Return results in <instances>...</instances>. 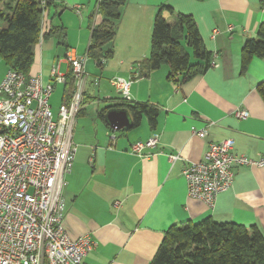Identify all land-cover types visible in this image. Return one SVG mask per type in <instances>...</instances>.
I'll use <instances>...</instances> for the list:
<instances>
[{"label": "crops", "instance_id": "obj_1", "mask_svg": "<svg viewBox=\"0 0 264 264\" xmlns=\"http://www.w3.org/2000/svg\"><path fill=\"white\" fill-rule=\"evenodd\" d=\"M98 2L58 0L44 13L43 32L50 26L66 31V46L55 44L63 49V57L50 60L59 73H68L67 54L87 55L91 29L98 21ZM160 6L192 16L205 49L214 56L215 67L184 84L167 80V66L148 70L152 24ZM163 15L168 18L166 12ZM261 24V0H126L111 45L112 57L101 68L92 61L88 67L87 60L99 88V107L94 125L89 124L86 84L83 108L72 129L73 166L61 191L62 227L68 237L76 241L88 236L96 244L82 264H149L172 225L207 218L254 225L264 235V167L234 168L232 186L217 195L213 207L188 197L182 174L188 163L203 160L209 144L224 139L233 140L236 154L253 161L264 155V102L257 92L264 82V60L254 58L245 73L240 70L241 48L256 38ZM41 43L35 47L30 74L40 73L47 83L51 67L43 68ZM7 71L0 59V83ZM135 74L130 100L157 108L155 128H150L146 118L136 129L107 128L98 113L105 108L118 110L119 98L110 80ZM60 93L59 105L63 88ZM240 110L247 113L246 118L235 116ZM192 130H205L206 135L198 138ZM153 134L159 143L148 156L131 153L134 143ZM171 155L179 158L170 163Z\"/></svg>", "mask_w": 264, "mask_h": 264}, {"label": "built area", "instance_id": "obj_2", "mask_svg": "<svg viewBox=\"0 0 264 264\" xmlns=\"http://www.w3.org/2000/svg\"><path fill=\"white\" fill-rule=\"evenodd\" d=\"M87 60V55H66L72 90L63 96L56 117L49 99L67 78L57 65L47 83L40 73L27 77L12 70L0 83V264H82L96 245L88 236L71 241L62 227L61 191L76 151L72 129L83 108ZM134 77L110 80L125 101H130ZM235 116L244 119L247 113L240 110ZM192 133L201 139L206 135L205 130ZM158 143L153 134L134 143L131 153L146 157ZM178 158L171 155L169 161ZM242 166L264 167V155L253 161L236 154L231 139L209 144L203 160L182 171L188 197L213 207L217 195L232 186L233 169Z\"/></svg>", "mask_w": 264, "mask_h": 264}, {"label": "trees", "instance_id": "obj_3", "mask_svg": "<svg viewBox=\"0 0 264 264\" xmlns=\"http://www.w3.org/2000/svg\"><path fill=\"white\" fill-rule=\"evenodd\" d=\"M9 1L4 4L0 0V23H6V27L0 29V59L8 70L29 77L32 76L34 50L40 41L52 38L58 46H66L63 27L50 26L43 32L44 13L54 8L58 0ZM261 1L264 5V0ZM125 4L126 0H99L96 5L98 21L91 29L86 54L98 68L112 57L111 45ZM4 10L10 14L3 13ZM254 58L264 60V24L258 27L256 38L245 41L241 48V73L246 72ZM213 60L192 16L175 13L169 6H160L152 24L146 60L148 70L167 66V80L184 84L203 75ZM66 77L64 95L72 90L71 73L68 72ZM257 92L264 102V82L258 85ZM116 101L115 108L124 110L130 119L126 130L138 128L143 118L147 119L151 129L155 128L157 108L122 98ZM110 109L98 113L107 128L105 115ZM149 264H264V235L254 225L218 223L210 218L198 223L175 224L164 233Z\"/></svg>", "mask_w": 264, "mask_h": 264}, {"label": "rangeland", "instance_id": "obj_4", "mask_svg": "<svg viewBox=\"0 0 264 264\" xmlns=\"http://www.w3.org/2000/svg\"><path fill=\"white\" fill-rule=\"evenodd\" d=\"M8 2L10 3L11 1L2 0V3H4V4L8 3ZM4 12H5V14H10V11H8V10H4L3 13ZM169 21L171 23V20H169ZM5 27H6L5 21L1 22L0 23V29H3ZM39 44H38V46H40ZM55 44H56L55 40L52 39V38L47 39V40L45 39L41 43V50H42L41 52H42V57H43L42 65H43L44 69H49L50 70V67H51L50 60L53 59L55 56H58L59 59H61L63 57V49L61 48L62 46L60 48H57ZM42 45H43V47H42ZM88 61H89V63H88V67H89V65L91 63H90L89 59H88ZM191 61L193 62V60H191ZM86 65H85V70L88 69L87 73L89 75H91V76L87 77V80H86V84H87L86 88H87V90L89 92V99L87 100V105L86 106L88 107L87 111L89 113V115H88V120L90 121L89 124L94 125L93 122L95 121L94 120L95 119V111L99 107L97 105V97H98V93H99V88H97V85H95V83H93L94 78H92V75H95L94 71H91L90 68H88ZM60 74H62V72ZM61 89H62V86L58 85L57 86V90H55L53 92V94L51 95V97L49 99V104L51 106V110L53 112L54 117H56L57 111H58V108H59V101H60L59 98H60V95H61V93H60ZM114 94H116V96H118L119 98H122V95L120 93L114 92ZM100 107H102V106H100Z\"/></svg>", "mask_w": 264, "mask_h": 264}, {"label": "water", "instance_id": "obj_5", "mask_svg": "<svg viewBox=\"0 0 264 264\" xmlns=\"http://www.w3.org/2000/svg\"><path fill=\"white\" fill-rule=\"evenodd\" d=\"M105 119L112 130H121L130 124L128 115L124 110H111L106 113Z\"/></svg>", "mask_w": 264, "mask_h": 264}]
</instances>
